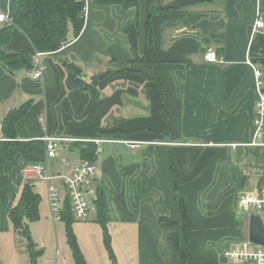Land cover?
I'll return each mask as SVG.
<instances>
[{"label": "crops", "instance_id": "0c3cea01", "mask_svg": "<svg viewBox=\"0 0 264 264\" xmlns=\"http://www.w3.org/2000/svg\"><path fill=\"white\" fill-rule=\"evenodd\" d=\"M138 1V7L125 9L91 0L81 34L75 37L71 29L68 44L42 54L41 81L25 70L12 74L0 65V137L9 113L30 102L16 133L19 140L38 146L36 153L13 162L0 159V232L17 236L9 213L26 184L40 195V211L45 197L50 213L47 186L31 171L33 165L47 163L52 175L66 173L63 159L79 162L78 144L100 139L107 141L96 145L100 173L95 187L105 201L116 264H175L160 219L182 224L178 198L187 205L190 220L187 241L181 242L187 264H238L227 255L249 240L250 228V214L237 212L238 198L264 189V148L248 145L258 92L247 63L262 72L264 81V29L253 30L259 13L264 20V0ZM17 8L18 0H0V13L10 21ZM197 12L213 17L178 25ZM149 18L150 62L131 64L134 57L124 29L138 28L142 58ZM3 51L25 52L33 59L37 53L16 27ZM208 51H216L224 62L206 61ZM67 63L79 67L88 81L110 71L133 72L101 80L95 98L67 87ZM45 136L70 141L47 160ZM173 166L182 180L178 187ZM93 210L97 232L101 225L97 208ZM87 241L90 246H82L87 264H114L105 243L103 248L101 242ZM63 246L61 264H75L67 236ZM61 257L57 250L54 264Z\"/></svg>", "mask_w": 264, "mask_h": 264}, {"label": "trees", "instance_id": "16d2710c", "mask_svg": "<svg viewBox=\"0 0 264 264\" xmlns=\"http://www.w3.org/2000/svg\"><path fill=\"white\" fill-rule=\"evenodd\" d=\"M96 5H123L125 9L138 7V0H93ZM150 5L152 0L149 1ZM85 3L83 0H18V8L11 23L0 27V65L5 67L10 73L25 70L32 71L34 59L28 53L7 54L3 51V45L11 38V31L14 27L20 29L31 41L35 51L48 54L61 50L69 43L71 29L75 37H78L85 25L84 16ZM152 13V7L150 10ZM151 17V15L149 16ZM213 17L207 13H192L178 25L190 26L204 18ZM149 18L147 24V49L144 57H140L137 52L138 28L136 26H126L125 33L128 36L131 52L133 54L132 63L150 62L153 49V32ZM166 24L164 27H169ZM67 74L66 85L70 90L80 89L89 92L93 97L99 96V82L104 79H111L115 76L129 74L132 70L125 69L110 71L104 75L86 80L79 67L73 63L64 65ZM30 102H26L20 108L13 110L4 119L2 124L3 137H0V159L13 162L20 155H31L38 151L36 141L24 142L18 139L16 133L17 122L27 113ZM110 135V134H109ZM80 158L95 163L97 159V146L93 142L78 144ZM176 176L177 187L182 183L176 169L172 167ZM183 213L182 224L169 221L166 217L160 219V224L166 235L175 264L180 259L179 264H187V250L182 248L181 242L184 238L187 241V234L190 230V220L187 215V205L178 198ZM41 197L30 184L23 188L18 204L10 210L9 218L17 236H22L29 242V249H32V256L35 258V243L33 242L30 225L40 220ZM97 221L100 223L104 243L109 252V256L116 264L115 256L111 247V237L108 230V215L103 194L97 188ZM62 222L65 223L68 245L72 251L75 264H87L84 254L77 242L73 230L76 222L71 212L70 201L67 199L62 214ZM1 264V263H0Z\"/></svg>", "mask_w": 264, "mask_h": 264}, {"label": "built area", "instance_id": "2783aa9c", "mask_svg": "<svg viewBox=\"0 0 264 264\" xmlns=\"http://www.w3.org/2000/svg\"><path fill=\"white\" fill-rule=\"evenodd\" d=\"M85 3L84 16L88 11L89 2L91 0H83ZM12 21L4 14L0 13V23H11ZM264 29V20L259 13L258 20L255 22L254 31L257 32ZM42 53L35 54V68L29 72L30 77L35 81H41L44 73V66L40 58ZM208 62L222 64L223 57L216 51H208L205 55ZM247 63L253 68L255 75V84L258 92V100L256 104L255 117L253 121L254 131L252 141L248 144L251 147L264 148V81L262 72L248 60ZM46 144V158L50 160L56 158L63 142L69 139L55 138L45 136L43 138ZM107 141V140H106ZM105 140H93L90 142L99 145L106 142ZM131 148H135V144L128 143ZM63 165L67 169L66 173H58L52 175L47 163L35 164L31 167V171L38 176V179L45 182L48 192V202L50 209V217L57 224L62 222V214L64 211L66 200L70 201L71 212L76 222H88L90 220V212L92 206H95L97 200V188L95 183L99 177L100 169L97 164L88 160H80L73 163L69 159H63ZM56 182H60V186ZM89 195H94L93 205L88 199ZM237 208L245 213L255 214L264 222V189L256 193H243L237 201ZM229 260L238 264H264V246L255 245L249 240L243 241L235 245L228 253Z\"/></svg>", "mask_w": 264, "mask_h": 264}, {"label": "rangeland", "instance_id": "374dc122", "mask_svg": "<svg viewBox=\"0 0 264 264\" xmlns=\"http://www.w3.org/2000/svg\"><path fill=\"white\" fill-rule=\"evenodd\" d=\"M41 196H44L41 193ZM91 205H93L94 195L88 196ZM41 204V203H40ZM43 211H40V220L36 222L32 229L31 235L35 243V258L32 256V249H29V242L22 236H16L5 231L0 232V263L1 264H54L56 251L60 250L61 260L64 258V246L66 245V226L64 222L55 224L47 207L46 199L42 201ZM95 206H92L90 220L88 222H75L73 230L77 242L82 250V246H90L88 239L92 242H101L104 248L103 229L99 225L98 231L94 230L95 222L92 220ZM240 216L245 215L243 211H237Z\"/></svg>", "mask_w": 264, "mask_h": 264}, {"label": "water", "instance_id": "95a60500", "mask_svg": "<svg viewBox=\"0 0 264 264\" xmlns=\"http://www.w3.org/2000/svg\"><path fill=\"white\" fill-rule=\"evenodd\" d=\"M249 241L264 246V222L255 214L250 215Z\"/></svg>", "mask_w": 264, "mask_h": 264}]
</instances>
